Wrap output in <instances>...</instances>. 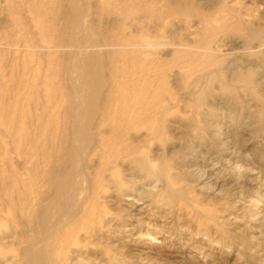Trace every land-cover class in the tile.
<instances>
[{
	"label": "rangeland",
	"instance_id": "rangeland-1",
	"mask_svg": "<svg viewBox=\"0 0 264 264\" xmlns=\"http://www.w3.org/2000/svg\"><path fill=\"white\" fill-rule=\"evenodd\" d=\"M116 2L0 0V264H264V0Z\"/></svg>",
	"mask_w": 264,
	"mask_h": 264
},
{
	"label": "bare ground",
	"instance_id": "bare-ground-1",
	"mask_svg": "<svg viewBox=\"0 0 264 264\" xmlns=\"http://www.w3.org/2000/svg\"><path fill=\"white\" fill-rule=\"evenodd\" d=\"M115 1V0H114ZM142 1V0H141ZM117 2H118V0H117ZM116 2V3H117ZM120 2V1H119ZM118 2V3H119ZM153 2V1H152ZM145 4L146 3H144V6H145ZM151 4L152 3H150V7L153 9V7L151 6ZM147 5V4H146ZM148 8V6L146 7V9ZM170 10H172V8L170 9ZM130 12V11H129ZM131 13V12H130ZM154 14V13H153ZM33 20L35 21L36 19H34V17H33ZM262 32H260V33H255V34H252L254 37H258L260 34H261ZM146 41V40H145ZM148 42V41H147ZM146 43V42H145ZM148 45V44H147ZM95 60V56L94 57H92V61H94ZM96 74V73H95ZM95 76V75H94ZM99 76V75H98ZM53 78V77H52ZM97 79V78H96ZM55 82V81H54ZM91 82V84L93 83V81H90ZM100 83V82H99ZM91 125H92V118H88L86 121H85V123L83 124V127H84V132L85 131H87L89 128H91ZM80 129V128H79ZM79 131H81L82 132V129L81 130H79ZM35 197V196H34ZM86 220H85V223L87 224L89 221H90V216H87L86 218H85ZM57 228H58V226H57Z\"/></svg>",
	"mask_w": 264,
	"mask_h": 264
}]
</instances>
